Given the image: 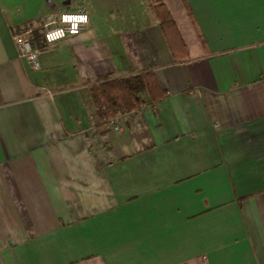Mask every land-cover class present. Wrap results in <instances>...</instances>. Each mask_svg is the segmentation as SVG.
I'll list each match as a JSON object with an SVG mask.
<instances>
[{
    "label": "crops",
    "instance_id": "0c3cea01",
    "mask_svg": "<svg viewBox=\"0 0 264 264\" xmlns=\"http://www.w3.org/2000/svg\"><path fill=\"white\" fill-rule=\"evenodd\" d=\"M79 8L18 57L14 30ZM149 70L164 97L100 126L88 86ZM0 264H264V0H0Z\"/></svg>",
    "mask_w": 264,
    "mask_h": 264
},
{
    "label": "trees",
    "instance_id": "16d2710c",
    "mask_svg": "<svg viewBox=\"0 0 264 264\" xmlns=\"http://www.w3.org/2000/svg\"><path fill=\"white\" fill-rule=\"evenodd\" d=\"M158 3L153 12L164 34L174 63L191 58L190 51L196 44L186 12L180 4ZM145 91L147 101L138 94ZM88 92L100 126L125 113L160 101L165 91L160 88L153 71H144L121 78H106L88 86Z\"/></svg>",
    "mask_w": 264,
    "mask_h": 264
},
{
    "label": "built area",
    "instance_id": "2783aa9c",
    "mask_svg": "<svg viewBox=\"0 0 264 264\" xmlns=\"http://www.w3.org/2000/svg\"><path fill=\"white\" fill-rule=\"evenodd\" d=\"M79 14H85L88 17L86 11L83 8H79L74 11L61 12L56 17L46 18L42 26L43 30L41 33H37L36 30L31 28L24 30H14L12 32V40L16 46L18 57L25 60L31 68H38L40 49L35 47L34 40L39 38V40L48 47L67 37L78 35L86 24L80 23L78 25V30L75 32V34H73L71 27L74 21L64 22L61 20V17L63 15ZM58 30H63L64 34L63 36L57 38L55 37V33ZM107 126L114 131H119L120 129L116 123V119L107 123Z\"/></svg>",
    "mask_w": 264,
    "mask_h": 264
},
{
    "label": "clouds",
    "instance_id": "9594fccd",
    "mask_svg": "<svg viewBox=\"0 0 264 264\" xmlns=\"http://www.w3.org/2000/svg\"><path fill=\"white\" fill-rule=\"evenodd\" d=\"M61 20L64 21V22H69V21H74L72 23V27H71V31L73 32V34H75V32L78 30V25L80 23H83V24H87L88 22V17L87 15L85 14H79V15H63L61 17ZM63 30H58L56 33H55V37H61L63 36ZM52 38V37H50Z\"/></svg>",
    "mask_w": 264,
    "mask_h": 264
}]
</instances>
